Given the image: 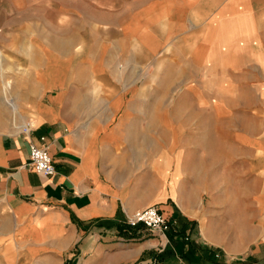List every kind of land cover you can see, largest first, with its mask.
I'll use <instances>...</instances> for the list:
<instances>
[{
	"label": "crops",
	"instance_id": "1",
	"mask_svg": "<svg viewBox=\"0 0 264 264\" xmlns=\"http://www.w3.org/2000/svg\"><path fill=\"white\" fill-rule=\"evenodd\" d=\"M160 63L179 92L158 109L139 81ZM152 205L264 262V0H4L0 264H187L170 230L126 224Z\"/></svg>",
	"mask_w": 264,
	"mask_h": 264
},
{
	"label": "rangeland",
	"instance_id": "2",
	"mask_svg": "<svg viewBox=\"0 0 264 264\" xmlns=\"http://www.w3.org/2000/svg\"><path fill=\"white\" fill-rule=\"evenodd\" d=\"M3 1L4 0H0V8L3 7ZM178 65L177 66H171V71L167 72L168 74H171L174 76L175 74H178ZM152 75L155 76L153 79L148 80L147 79V75ZM141 75L142 78L139 81L140 83V88L141 89H150L151 92L153 93L154 91H156V95L155 96H148V95H140L139 96V102L140 104H148L149 100L152 102L153 100L155 101L158 107V109H161L164 107V104H170V103H174V101L176 99H178L177 93L179 92V85H174L172 84L171 86L169 85V83L167 84V87H170L172 90V94L170 96H164V95H159V93H163V89L165 87V82H164V64L160 63L156 65V68L153 69L151 68V66L149 65H145V67H143L141 69ZM151 76V77H152ZM150 77V78H151ZM154 89V90H153ZM145 114H147L145 112ZM158 114H163V112L161 111V113L159 112ZM169 114V113H168ZM164 115V114H163ZM141 118H146L144 116L143 113H141ZM157 118H159V116H157ZM162 118H164L162 116ZM158 130V129H156ZM175 205V202L172 201V205ZM159 209V208H158ZM160 211V210H159ZM170 225V229L173 233V237H175L176 241L175 243H171V244H167L166 246H169V248L172 246L174 247V251H176L178 254V257L182 258L184 260V257L186 256V261L187 264H253L255 262V260H253V258H246L247 261H243V260H236V262H233V259L230 260H226L223 256V253L221 250H210V249H205L202 250L201 246L198 245L195 241H194V236H195V225H191L190 226V230H188L189 228H184L181 227L180 223H179V218L173 219H167ZM194 222V221H192ZM127 224V222H126ZM128 225V224H127ZM183 229V232H179ZM193 236V237H192ZM190 238H193V240H190ZM180 242L181 246L178 245V243ZM188 244L189 247L187 248L186 251H183L184 245ZM175 247H178L179 250H177ZM254 248V244L253 247ZM198 250V251H197ZM159 252V251H158ZM161 252V250H160ZM174 253V252H172ZM175 254V253H174ZM262 255H264V248H263V252ZM264 259V258H263ZM261 260L258 261V263ZM154 264H162V261L158 262L155 261ZM259 264H264V262H260Z\"/></svg>",
	"mask_w": 264,
	"mask_h": 264
},
{
	"label": "built area",
	"instance_id": "3",
	"mask_svg": "<svg viewBox=\"0 0 264 264\" xmlns=\"http://www.w3.org/2000/svg\"><path fill=\"white\" fill-rule=\"evenodd\" d=\"M29 131L30 129L28 126L22 127V132L27 133ZM27 166L36 173L45 176L52 175L55 172L53 161L45 145L30 143ZM126 222L130 227L143 225L151 231H158L160 233H165L170 229L167 218H165L154 205L134 211L131 215L127 216Z\"/></svg>",
	"mask_w": 264,
	"mask_h": 264
},
{
	"label": "trees",
	"instance_id": "4",
	"mask_svg": "<svg viewBox=\"0 0 264 264\" xmlns=\"http://www.w3.org/2000/svg\"><path fill=\"white\" fill-rule=\"evenodd\" d=\"M187 223H189V224H191V225H193V224H195L194 222H183L182 224H181V227H184V228H186V224ZM120 232V231H119ZM179 232H183V229L181 230V231H179ZM168 233H169V236H171V234L173 233L171 230L170 231H168ZM172 237V236H171ZM170 240V239H169ZM167 249H168V246H167Z\"/></svg>",
	"mask_w": 264,
	"mask_h": 264
}]
</instances>
